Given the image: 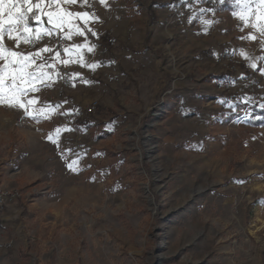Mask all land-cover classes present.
I'll use <instances>...</instances> for the list:
<instances>
[{
  "label": "rangeland",
  "instance_id": "374dc122",
  "mask_svg": "<svg viewBox=\"0 0 264 264\" xmlns=\"http://www.w3.org/2000/svg\"><path fill=\"white\" fill-rule=\"evenodd\" d=\"M212 1L60 5L89 14L61 29L75 88L44 52V115L0 104V182L24 193L0 208V264H264V20Z\"/></svg>",
  "mask_w": 264,
  "mask_h": 264
},
{
  "label": "snow or ice",
  "instance_id": "6c2138e0",
  "mask_svg": "<svg viewBox=\"0 0 264 264\" xmlns=\"http://www.w3.org/2000/svg\"><path fill=\"white\" fill-rule=\"evenodd\" d=\"M78 2L87 3V0H0V104L23 109L25 114L38 118L44 115L42 111H30L29 107L33 100L27 98L28 93L35 91L34 81L41 79L46 73L39 72L45 64H35L37 58H41L44 52L53 51L51 48L44 47L35 53H23L13 50L5 44V38L14 39L19 47L20 43H35L43 36H51L54 33H60L65 25H69L68 18L75 17L87 23L88 13H74L67 9H60L63 4H77ZM203 3V0H197ZM225 0H220L224 3ZM106 4V0H101ZM236 6L241 8L239 13L241 19L247 18V13L251 12L252 5L257 4V10L260 12L259 19L264 20V0H234ZM55 5L59 11H45V8H51ZM211 11L201 9V12ZM236 15L237 13H233ZM46 17V20H45ZM208 24L211 21H205ZM74 27V25H73ZM78 34L84 35V31L77 30ZM88 31H91L88 29ZM261 31L264 32V25H261ZM15 34V35H14ZM70 33H64L62 38H70ZM254 38V37H253ZM95 47V46H93ZM67 51V49H65ZM92 51V48H88ZM59 56V53H57ZM260 59H264L261 57ZM67 63V61H64ZM95 68L97 64L86 65ZM252 67H256L255 64ZM264 71V69H261ZM264 108V104L260 105ZM264 120V117H259ZM57 135L60 129H57ZM49 139L53 137L50 135ZM79 164V158L68 164L72 170H76Z\"/></svg>",
  "mask_w": 264,
  "mask_h": 264
},
{
  "label": "built area",
  "instance_id": "2783aa9c",
  "mask_svg": "<svg viewBox=\"0 0 264 264\" xmlns=\"http://www.w3.org/2000/svg\"><path fill=\"white\" fill-rule=\"evenodd\" d=\"M214 7H218L216 1H212ZM46 20V17H45ZM63 32L54 33L51 36H43L39 41L35 43H26V48L30 51L38 50L47 44H51L53 55L50 62L47 65V71L50 73L59 88V92L71 91L75 88V76L72 65L69 63L67 58V38H62ZM59 53V56H57ZM67 61V63H64ZM99 101H91L87 105L77 107L75 110L70 111L66 115V123L70 126H79L89 116L96 113ZM24 197V193L17 189H8L3 186L0 182V208H3L6 204L12 201L20 200ZM1 225V217H0ZM1 233V227H0ZM11 242L8 240L0 241V250L8 249L11 246Z\"/></svg>",
  "mask_w": 264,
  "mask_h": 264
}]
</instances>
